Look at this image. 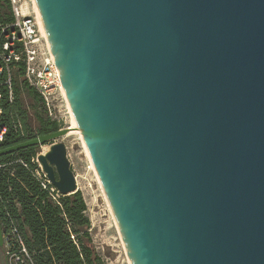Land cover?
<instances>
[{
	"label": "water",
	"instance_id": "obj_1",
	"mask_svg": "<svg viewBox=\"0 0 264 264\" xmlns=\"http://www.w3.org/2000/svg\"><path fill=\"white\" fill-rule=\"evenodd\" d=\"M36 3L129 262L264 264V0ZM68 132L0 156L70 195Z\"/></svg>",
	"mask_w": 264,
	"mask_h": 264
},
{
	"label": "trees",
	"instance_id": "obj_2",
	"mask_svg": "<svg viewBox=\"0 0 264 264\" xmlns=\"http://www.w3.org/2000/svg\"><path fill=\"white\" fill-rule=\"evenodd\" d=\"M13 19L10 0H0V28ZM24 75L21 63L14 68L13 101L4 99L2 104L3 124L7 126L2 147L61 127L46 114L40 94ZM38 148L30 146L0 156V164H5L0 168V214L9 212L19 217L31 251L29 264H106L93 243L92 221L86 213L88 204L83 192L78 190L54 202L32 174L38 165L31 159Z\"/></svg>",
	"mask_w": 264,
	"mask_h": 264
},
{
	"label": "built area",
	"instance_id": "obj_3",
	"mask_svg": "<svg viewBox=\"0 0 264 264\" xmlns=\"http://www.w3.org/2000/svg\"><path fill=\"white\" fill-rule=\"evenodd\" d=\"M10 3L14 19L0 28V148H3L1 143L7 133V126L3 124L2 104L4 99L13 101L14 68L21 63L24 64L27 83L40 94L49 118L61 124L62 116L70 114L60 69L57 67L49 39L43 32L33 0H10ZM51 143L52 141L46 144L49 147ZM40 152L42 151L31 159L38 165L32 170V174L42 188L50 193L53 201L59 203L61 196L69 194H63L43 171L38 160ZM17 161L25 163L22 160ZM4 166L5 164H0V168ZM0 221L7 264L32 263L31 251L19 217L15 213L6 212L1 214Z\"/></svg>",
	"mask_w": 264,
	"mask_h": 264
},
{
	"label": "rangeland",
	"instance_id": "obj_4",
	"mask_svg": "<svg viewBox=\"0 0 264 264\" xmlns=\"http://www.w3.org/2000/svg\"><path fill=\"white\" fill-rule=\"evenodd\" d=\"M69 126H74L72 115L62 116L61 128ZM59 140L67 146V156L76 175L77 189L83 192L88 204L86 213L92 221L90 233L96 249L103 256L106 264H131L83 136L74 132ZM47 149V144L39 145L38 152Z\"/></svg>",
	"mask_w": 264,
	"mask_h": 264
},
{
	"label": "bare ground",
	"instance_id": "obj_5",
	"mask_svg": "<svg viewBox=\"0 0 264 264\" xmlns=\"http://www.w3.org/2000/svg\"><path fill=\"white\" fill-rule=\"evenodd\" d=\"M33 2H34V8H35V9L37 10V12H38V17H39L40 24L42 25L43 32L46 34V31H45V28H44V24H42V20H41L40 12H39V9H38V7H37L36 0H33ZM24 7H26V6H24ZM73 121H74V120H73ZM68 129H69V132H68L67 135H69L70 133H74V132L76 133V132H77V133H79V135L83 136L82 133L80 132V130L76 128L75 124H74L73 127L69 126ZM67 135H66V136H67ZM117 227H118V226H117Z\"/></svg>",
	"mask_w": 264,
	"mask_h": 264
},
{
	"label": "flooded vegetation",
	"instance_id": "obj_6",
	"mask_svg": "<svg viewBox=\"0 0 264 264\" xmlns=\"http://www.w3.org/2000/svg\"><path fill=\"white\" fill-rule=\"evenodd\" d=\"M0 264H7V258L3 246H0Z\"/></svg>",
	"mask_w": 264,
	"mask_h": 264
}]
</instances>
